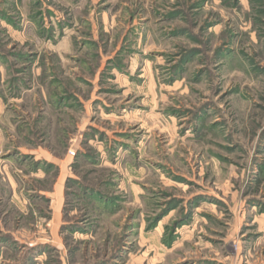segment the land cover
I'll return each mask as SVG.
<instances>
[{
  "label": "rangeland",
  "instance_id": "374dc122",
  "mask_svg": "<svg viewBox=\"0 0 264 264\" xmlns=\"http://www.w3.org/2000/svg\"><path fill=\"white\" fill-rule=\"evenodd\" d=\"M0 264H264V0H0Z\"/></svg>",
  "mask_w": 264,
  "mask_h": 264
}]
</instances>
